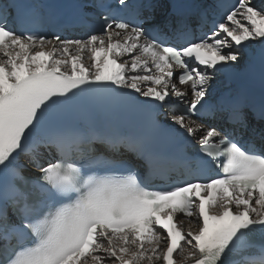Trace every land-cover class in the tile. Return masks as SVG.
Instances as JSON below:
<instances>
[{
	"label": "snow or ice",
	"instance_id": "snow-or-ice-1",
	"mask_svg": "<svg viewBox=\"0 0 264 264\" xmlns=\"http://www.w3.org/2000/svg\"><path fill=\"white\" fill-rule=\"evenodd\" d=\"M151 7L81 4L73 22L86 33L62 38L43 31L51 17L40 9L0 2V264H264V243L250 238L264 239V148L242 142L246 113L210 93L249 42L264 46V4L218 5L220 19L199 37L182 17L157 23ZM78 96L142 104L149 133L167 131L194 151L166 155L146 137L89 132L70 117ZM140 163L165 181L177 165L182 175L149 187Z\"/></svg>",
	"mask_w": 264,
	"mask_h": 264
},
{
	"label": "bare ground",
	"instance_id": "bare-ground-1",
	"mask_svg": "<svg viewBox=\"0 0 264 264\" xmlns=\"http://www.w3.org/2000/svg\"><path fill=\"white\" fill-rule=\"evenodd\" d=\"M253 2L256 3V4H258V5H260V4H264V0H253ZM249 43H250V45H252V44L254 43V44L257 45V46H258V44H260L259 41H256V42H249ZM187 226H188V222L185 221V228H187Z\"/></svg>",
	"mask_w": 264,
	"mask_h": 264
}]
</instances>
